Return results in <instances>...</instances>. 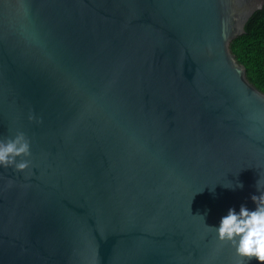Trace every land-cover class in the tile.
Segmentation results:
<instances>
[{
  "label": "water",
  "instance_id": "water-1",
  "mask_svg": "<svg viewBox=\"0 0 264 264\" xmlns=\"http://www.w3.org/2000/svg\"><path fill=\"white\" fill-rule=\"evenodd\" d=\"M263 5L0 0V139L32 153L0 264H233L212 225L264 190V92L230 43Z\"/></svg>",
  "mask_w": 264,
  "mask_h": 264
},
{
  "label": "clouds",
  "instance_id": "clouds-1",
  "mask_svg": "<svg viewBox=\"0 0 264 264\" xmlns=\"http://www.w3.org/2000/svg\"><path fill=\"white\" fill-rule=\"evenodd\" d=\"M31 155V144L24 132L0 139V167L23 171L30 166L31 161L27 157ZM222 186L235 190L244 185L239 180L234 186ZM215 187L209 190L214 192ZM256 189L250 196L254 207L246 203H241L238 208L230 206L220 216L218 224L212 225L218 240L233 248L236 257L233 264H252L253 261L264 264V190H261L258 180Z\"/></svg>",
  "mask_w": 264,
  "mask_h": 264
},
{
  "label": "trees",
  "instance_id": "trees-1",
  "mask_svg": "<svg viewBox=\"0 0 264 264\" xmlns=\"http://www.w3.org/2000/svg\"><path fill=\"white\" fill-rule=\"evenodd\" d=\"M230 50L245 66L248 80L264 92V5L249 17L245 31L231 41Z\"/></svg>",
  "mask_w": 264,
  "mask_h": 264
}]
</instances>
